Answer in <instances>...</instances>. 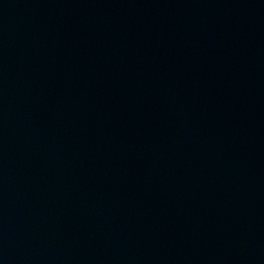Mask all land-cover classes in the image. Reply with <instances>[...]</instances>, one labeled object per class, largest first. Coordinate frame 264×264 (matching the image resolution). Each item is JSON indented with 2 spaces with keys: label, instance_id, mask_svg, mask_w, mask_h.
Wrapping results in <instances>:
<instances>
[{
  "label": "water",
  "instance_id": "obj_1",
  "mask_svg": "<svg viewBox=\"0 0 264 264\" xmlns=\"http://www.w3.org/2000/svg\"><path fill=\"white\" fill-rule=\"evenodd\" d=\"M264 260V0H92Z\"/></svg>",
  "mask_w": 264,
  "mask_h": 264
}]
</instances>
